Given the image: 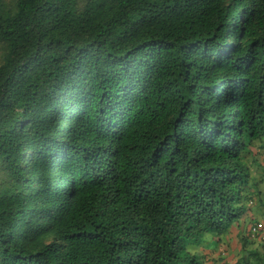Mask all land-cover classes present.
I'll return each mask as SVG.
<instances>
[{"label": "trees", "instance_id": "16d2710c", "mask_svg": "<svg viewBox=\"0 0 264 264\" xmlns=\"http://www.w3.org/2000/svg\"><path fill=\"white\" fill-rule=\"evenodd\" d=\"M254 167L264 0H0V264H204Z\"/></svg>", "mask_w": 264, "mask_h": 264}, {"label": "crops", "instance_id": "0c3cea01", "mask_svg": "<svg viewBox=\"0 0 264 264\" xmlns=\"http://www.w3.org/2000/svg\"><path fill=\"white\" fill-rule=\"evenodd\" d=\"M259 185L263 188V181H260ZM247 217L249 218V225L252 221L261 220L255 217L250 210L245 212V214L240 217L239 221H236L239 222V224L237 223L234 227H238L236 229L230 227L229 237L224 238L222 242L219 241L221 238H214L203 247V250L201 249V253L205 258L204 264H244L245 261L247 264H256L251 260L252 256H249V251L252 249L246 248L242 250L241 243L239 242V236H242L241 232L247 229V227H244V225H246L245 218ZM228 238H230L231 241L230 245L227 244V242L229 243L227 240ZM257 246L259 245L257 244ZM243 253H245V255H243Z\"/></svg>", "mask_w": 264, "mask_h": 264}, {"label": "clouds", "instance_id": "9594fccd", "mask_svg": "<svg viewBox=\"0 0 264 264\" xmlns=\"http://www.w3.org/2000/svg\"><path fill=\"white\" fill-rule=\"evenodd\" d=\"M258 179L259 178H257V180ZM260 181H263L262 178L260 180H258V182H260ZM263 187H264V181H263ZM244 214H242V215H244ZM237 221H239V220H237ZM233 226H236V225L234 224V225H231L230 227H233ZM237 227H235V228H237ZM246 227H247L246 231L241 232L242 233L241 237H246V238H249L250 240L256 241V244H260V246H262L261 250L264 253V226H263V223L258 222V225L250 224V225H247Z\"/></svg>", "mask_w": 264, "mask_h": 264}, {"label": "rangeland", "instance_id": "374dc122", "mask_svg": "<svg viewBox=\"0 0 264 264\" xmlns=\"http://www.w3.org/2000/svg\"><path fill=\"white\" fill-rule=\"evenodd\" d=\"M253 172L256 174V177L259 178L258 180H260L262 178L263 172H261L260 167H254ZM259 187H258L259 190L261 189L260 192L263 194H262V196L256 198L257 203L250 208V211L255 217L264 221V187L262 188L261 185H259ZM255 189H256V192L259 191L257 188H255ZM237 223L239 224V222H236V223H233L232 225H234V224L237 225ZM248 223H249V218L247 217V218H245V224H246V225H244L245 228L247 225H249ZM263 226H264V223H263Z\"/></svg>", "mask_w": 264, "mask_h": 264}]
</instances>
